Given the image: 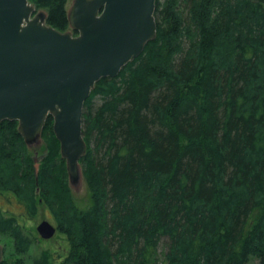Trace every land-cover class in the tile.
<instances>
[{
    "label": "trees",
    "instance_id": "trees-1",
    "mask_svg": "<svg viewBox=\"0 0 264 264\" xmlns=\"http://www.w3.org/2000/svg\"><path fill=\"white\" fill-rule=\"evenodd\" d=\"M68 1L30 0L60 31ZM155 16L86 100V205L53 116L35 147L0 122V264H264V0H157ZM41 204L68 241L58 259L31 253Z\"/></svg>",
    "mask_w": 264,
    "mask_h": 264
},
{
    "label": "water",
    "instance_id": "water-1",
    "mask_svg": "<svg viewBox=\"0 0 264 264\" xmlns=\"http://www.w3.org/2000/svg\"><path fill=\"white\" fill-rule=\"evenodd\" d=\"M156 7L157 0H73L71 29L60 31L30 0H0V122L18 121L35 147L53 116L72 188L84 179L86 100L101 78L117 76L155 38ZM37 230L50 239L57 226L43 220ZM3 253L0 243V260Z\"/></svg>",
    "mask_w": 264,
    "mask_h": 264
},
{
    "label": "rangeland",
    "instance_id": "rangeland-1",
    "mask_svg": "<svg viewBox=\"0 0 264 264\" xmlns=\"http://www.w3.org/2000/svg\"><path fill=\"white\" fill-rule=\"evenodd\" d=\"M72 2L73 0L68 1L67 6L69 9L72 5ZM44 155H45V151L43 149H40L38 153H35V156L37 157L40 156V158H42V156ZM72 189L78 203L82 205H86L87 202H89V192L85 178L83 179L82 186L79 189H75V188ZM43 220H49L52 223L56 224L52 212L45 204H41L39 208V212L36 216H34L32 219H29L27 221L25 220L23 222L27 226L26 230L31 231L30 233L35 239V243L31 248V253L34 256H39L43 251H47L52 255L54 254L56 256V259H58L60 255H64V253L67 251L66 248L68 247V241L65 235L62 234L60 231H57L56 234L50 239L42 238V236L37 230V226ZM3 241H4L3 239L0 240V243L3 244L5 248L9 247V244L4 243ZM165 244H166V240L162 239L159 249L160 250L164 249ZM248 264H260V263L256 257H252Z\"/></svg>",
    "mask_w": 264,
    "mask_h": 264
},
{
    "label": "bare ground",
    "instance_id": "bare-ground-1",
    "mask_svg": "<svg viewBox=\"0 0 264 264\" xmlns=\"http://www.w3.org/2000/svg\"><path fill=\"white\" fill-rule=\"evenodd\" d=\"M53 128H54V125H53ZM36 159V158H35ZM36 176H37V178H38V175H37V173H36Z\"/></svg>",
    "mask_w": 264,
    "mask_h": 264
}]
</instances>
